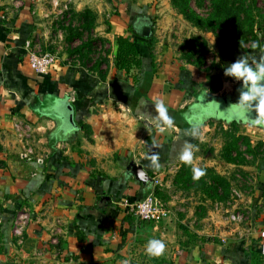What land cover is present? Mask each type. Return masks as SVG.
Listing matches in <instances>:
<instances>
[{"label":"crops","instance_id":"1","mask_svg":"<svg viewBox=\"0 0 264 264\" xmlns=\"http://www.w3.org/2000/svg\"><path fill=\"white\" fill-rule=\"evenodd\" d=\"M146 4L0 0V264H264V158L255 168L256 189L245 201L251 211L245 235L234 230L228 237L221 227L212 240L217 230L204 234L185 226L195 235L188 244L172 217L156 224L132 212L156 169L152 153L159 154L160 167L170 166L191 129L199 132L211 119L245 125L217 114L222 103L239 96L241 81L233 80L231 91L207 94L196 67L157 63L150 39L132 27L144 18ZM114 6L119 16L107 14ZM63 7L108 20L107 30L97 28L112 46L113 62L103 76L73 64L64 52L46 75L30 68L34 28ZM119 35L135 42L141 58L140 68L129 74L114 67ZM157 100L174 119V127L163 132L148 119L157 115ZM131 163L141 167L144 179ZM19 215L26 219L17 234ZM151 239L165 241L162 256L146 254Z\"/></svg>","mask_w":264,"mask_h":264},{"label":"rangeland","instance_id":"2","mask_svg":"<svg viewBox=\"0 0 264 264\" xmlns=\"http://www.w3.org/2000/svg\"><path fill=\"white\" fill-rule=\"evenodd\" d=\"M145 1L147 8L142 13L144 18H138V24L131 23L132 27L139 32L147 28L144 38L150 39L153 58L157 63L196 67L204 80L200 90L207 94L231 91L232 81L235 80L224 75L222 56L216 50L219 41L228 47L235 45V50L246 57L250 53H264V0H226V8L220 6L219 0ZM172 1H175L174 6ZM185 1L187 4H184ZM186 5L190 12L207 22L194 20L197 26L189 22L180 13ZM114 9L115 6L107 10V14L119 16ZM100 26L107 30L108 20L103 16L97 21L95 15L93 34L83 30L72 12L63 7L59 15L53 14L34 28L33 50L35 53L53 54L56 59L64 52L73 64H83L88 69L104 61L100 69L105 71L113 62V54L111 43L98 36L100 32L97 28ZM69 35H72V40H66ZM83 46L79 52L76 51ZM258 60L254 58L253 62ZM251 64L254 66V63ZM200 93L201 96H208L202 91ZM226 117L230 119L229 115ZM227 122L208 120L195 139L189 137V142L199 149L195 152L194 165L211 171L203 176L206 185H201V178L189 185L177 179L184 165L178 160L171 162L170 166L163 165L152 170L144 196L152 193L155 200L168 211L167 218L172 217L177 226H186L193 232L204 231V234L217 230V236L212 234V240L219 238L221 227H224L228 237L235 236L237 230L246 234L251 211L249 206H245V201L256 189L255 168L264 158V130L254 131L238 121ZM189 166L193 169V165ZM259 204L257 207L262 210L263 206Z\"/></svg>","mask_w":264,"mask_h":264},{"label":"clouds","instance_id":"3","mask_svg":"<svg viewBox=\"0 0 264 264\" xmlns=\"http://www.w3.org/2000/svg\"><path fill=\"white\" fill-rule=\"evenodd\" d=\"M224 75L242 81L238 102L232 104L224 112L232 114L234 118L241 120L248 127H264V57L255 61L253 66V64H249L245 55L240 56L234 63L225 68ZM154 106L157 115L154 118L148 117L149 122L160 132L166 128L174 127V119L169 115L165 103L162 100H157L154 102ZM253 111L257 114L256 118L250 117ZM186 134L195 139L198 130L193 128ZM198 150L195 144L186 140L178 153L180 162L193 165L194 180H199L206 174L202 168L194 165L195 152ZM148 158L151 161V167L156 169L160 167L158 153H152ZM166 247L163 239H151L145 246V251L150 257H159L164 254ZM120 264H130V261L125 259Z\"/></svg>","mask_w":264,"mask_h":264},{"label":"trees","instance_id":"4","mask_svg":"<svg viewBox=\"0 0 264 264\" xmlns=\"http://www.w3.org/2000/svg\"><path fill=\"white\" fill-rule=\"evenodd\" d=\"M220 6L226 8L225 6L227 5L226 0H219ZM173 6L175 5V1H172ZM184 4H187V1L184 2ZM177 6V5H176ZM180 13L189 21L192 22L194 25H196V21L194 20H201L203 23H206V19H203L199 16H197L195 13L190 12L188 9V5L185 7L181 8ZM190 14V17H189ZM72 15L76 18L79 26L83 30H87L92 33L94 29V23H95V14L90 11V10H84L82 12L78 13H72ZM197 26V25H196ZM213 33L214 30L211 29ZM72 35H69L66 37V40H72ZM144 39V37H143ZM146 39V38H145ZM115 44H116V51L114 55V67L115 69L124 72L125 74H129L131 70L133 69H139L141 66V58L139 56L138 49L136 47V44L134 41H132L129 37L125 36H117L115 38ZM90 43L88 44V46ZM203 46L206 48V43L203 41ZM235 45L231 46H225L222 42H218L216 45V50L220 52V55L222 56V61L221 64L226 68L230 64L234 63L240 56H243L242 53L237 52L238 50H235ZM85 46L76 49L77 52L80 51V49L84 48ZM236 51V52H234ZM256 52V51H255ZM253 56V57H252ZM261 57H264V53H259L255 54L250 53L247 58L248 62L254 61L255 59H259ZM258 60V61H259ZM105 62H107L105 60ZM108 63V62H107ZM104 64V61H99L96 64V67L91 69L92 71L98 72L100 76H103L105 74V71H102L100 69L101 65ZM82 66H84L82 64ZM198 66V65H197ZM104 72V73H103ZM181 169L179 170V173L177 174L176 178L185 183L186 185H189L190 183H193L197 180L193 179V170L192 168L188 165L185 164L182 165ZM206 173L211 172L210 169H205L204 170ZM201 185H206L205 183V177H202L200 179ZM180 231L182 232L183 236L188 238V244L194 242L195 235L192 234L186 227L184 226H179ZM1 235V234H0ZM4 252V246L0 243V254Z\"/></svg>","mask_w":264,"mask_h":264},{"label":"built area","instance_id":"5","mask_svg":"<svg viewBox=\"0 0 264 264\" xmlns=\"http://www.w3.org/2000/svg\"><path fill=\"white\" fill-rule=\"evenodd\" d=\"M28 60L30 68L38 75L48 74L56 62L55 56L49 53H32L29 55ZM132 212L138 220L143 222L159 223L168 216V211L155 200L152 193L136 202L132 207ZM25 219V216H20L17 219L15 233H20L21 227L19 224ZM60 264H74V262L72 259H67Z\"/></svg>","mask_w":264,"mask_h":264},{"label":"flooded vegetation","instance_id":"6","mask_svg":"<svg viewBox=\"0 0 264 264\" xmlns=\"http://www.w3.org/2000/svg\"><path fill=\"white\" fill-rule=\"evenodd\" d=\"M238 99H239V96L235 99H233V100H229L227 103H222L221 104V110L220 111H217V114H219L220 116H223V115H229V116H232V118L231 119H233V120H237L236 118H234V116L232 115V114H230V113H226V112H224L225 110H227L232 104H235V103H237L238 102ZM212 110H214V109H212ZM233 111H235V110H233ZM256 112L255 111H253L251 114H250V117L251 118H256Z\"/></svg>","mask_w":264,"mask_h":264},{"label":"water","instance_id":"7","mask_svg":"<svg viewBox=\"0 0 264 264\" xmlns=\"http://www.w3.org/2000/svg\"><path fill=\"white\" fill-rule=\"evenodd\" d=\"M142 35H143V36H147V28H144V29H143ZM131 166H132V169H133V171L135 172V174H136L137 176H139V177L142 178V179L145 178V175H144V173H143L141 167H136V166L133 165V163H131Z\"/></svg>","mask_w":264,"mask_h":264}]
</instances>
